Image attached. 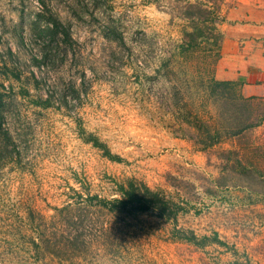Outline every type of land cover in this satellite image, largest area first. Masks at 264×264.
I'll list each match as a JSON object with an SVG mask.
<instances>
[{
	"label": "rangeland",
	"instance_id": "obj_1",
	"mask_svg": "<svg viewBox=\"0 0 264 264\" xmlns=\"http://www.w3.org/2000/svg\"><path fill=\"white\" fill-rule=\"evenodd\" d=\"M241 4L0 0V264H264V101L209 86ZM129 179L176 223L85 201Z\"/></svg>",
	"mask_w": 264,
	"mask_h": 264
},
{
	"label": "trees",
	"instance_id": "obj_2",
	"mask_svg": "<svg viewBox=\"0 0 264 264\" xmlns=\"http://www.w3.org/2000/svg\"><path fill=\"white\" fill-rule=\"evenodd\" d=\"M42 3V0H37ZM54 27H58V23L55 19H51ZM234 25V24H233ZM67 36V34H66ZM260 46L263 47L261 43ZM256 46V45H255ZM223 57V56H222ZM242 70L236 69L234 73H226L225 80L211 79L209 86L216 90L228 91L235 97L236 92H239V97L245 101L251 99L243 98L240 94L241 87L246 83V78L240 73ZM80 133L84 131L81 127ZM86 142L91 143L95 148L102 150L103 156L108 160L120 163L121 159L111 154L110 150L105 144L101 143L96 137L88 135ZM117 191L119 198L112 200H105L98 198V196H87L85 201L92 204L98 210L106 211L107 213L122 214L129 217H136L147 212H153L158 218L163 219L166 222L176 223L177 215L180 212V207L176 203L166 200L159 192L150 189L143 183H139L134 179H129L124 184L117 185ZM174 235L179 240L186 241L198 247H203L207 243L216 244L228 249V245L219 240L217 235L213 237L198 238L192 232H186L178 229H174ZM237 252L234 250V255L237 256ZM235 263H238L237 261ZM245 264H250L246 261Z\"/></svg>",
	"mask_w": 264,
	"mask_h": 264
},
{
	"label": "crops",
	"instance_id": "obj_3",
	"mask_svg": "<svg viewBox=\"0 0 264 264\" xmlns=\"http://www.w3.org/2000/svg\"><path fill=\"white\" fill-rule=\"evenodd\" d=\"M241 3L240 18H229L225 31V41L239 46L224 52L222 60L234 61V68L226 73L242 70L240 75L246 78L240 89L243 98L264 101V0H241Z\"/></svg>",
	"mask_w": 264,
	"mask_h": 264
}]
</instances>
